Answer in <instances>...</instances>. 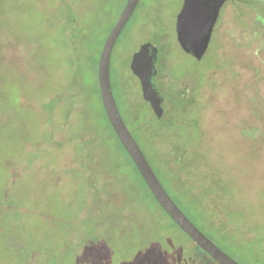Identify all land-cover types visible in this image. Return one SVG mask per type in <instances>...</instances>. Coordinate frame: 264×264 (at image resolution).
Masks as SVG:
<instances>
[{"label": "rangeland", "instance_id": "374dc122", "mask_svg": "<svg viewBox=\"0 0 264 264\" xmlns=\"http://www.w3.org/2000/svg\"><path fill=\"white\" fill-rule=\"evenodd\" d=\"M124 3L0 0V264H217L152 199L93 94ZM182 6L140 1L112 51L113 94L129 129L145 126L141 138L152 156L158 149L172 195L190 160L180 165L175 149L185 159L202 153L203 173L222 182L236 216L218 225L232 243L203 230L240 264H264V3L229 0L200 61L177 41ZM145 43L158 49L161 99L191 100L168 128L130 67ZM65 89L73 93L64 101ZM186 186L187 201L215 219L201 190Z\"/></svg>", "mask_w": 264, "mask_h": 264}, {"label": "water", "instance_id": "95a60500", "mask_svg": "<svg viewBox=\"0 0 264 264\" xmlns=\"http://www.w3.org/2000/svg\"><path fill=\"white\" fill-rule=\"evenodd\" d=\"M140 1L127 0L118 21L109 33L102 51H100L98 82L106 116L159 205L188 238L217 264H240L209 239L173 201L158 177H156L141 147L126 126L122 115H120L121 113L116 103L111 83L112 51ZM227 1L229 0H183V6L176 21L177 41L181 46V50L198 61L204 58L210 47L221 10ZM188 14L195 15L199 21L195 39L186 35L185 32V19ZM157 50L151 43L142 44L133 55L130 67L135 76L140 80L144 100L150 104L154 114L158 118H161L164 112L162 107L163 100L153 82V78L157 74L155 64L158 59Z\"/></svg>", "mask_w": 264, "mask_h": 264}, {"label": "trees", "instance_id": "16d2710c", "mask_svg": "<svg viewBox=\"0 0 264 264\" xmlns=\"http://www.w3.org/2000/svg\"><path fill=\"white\" fill-rule=\"evenodd\" d=\"M259 2L264 3V0H257ZM127 0H125L124 3V7L126 5ZM123 7V9H124ZM122 9V11H123ZM264 13L261 12V14L259 13V15L257 16L258 18V23L264 24ZM120 17V16H119ZM133 17H131V19L129 20V22H131ZM118 21V20H117ZM136 21V20H135ZM128 25V23H127ZM115 26V24L113 25V27ZM113 27L111 28V30L113 29ZM126 28V27H125ZM124 28V29H125ZM110 30V32H111ZM124 31V30H123ZM123 32L121 33L120 37L122 36ZM118 38L117 42L115 45H117L119 43V39ZM154 40L155 42L160 43L161 40V36L160 34H156L154 36ZM155 46V45H154ZM167 49V46L164 44L162 51L165 53ZM166 54V53H165ZM100 58V56H99ZM165 60H162L159 62L161 65L163 64L162 62H164ZM95 76L97 79V89L94 90L93 94L100 99L101 105H102V111H103V116L105 117V119L107 120L108 126L111 129V132L114 134L115 138L117 139V141L119 142L121 149L125 152V154L128 156V158L130 159V161L133 163L137 173L140 175L139 177L142 179L143 184L145 185L146 189L148 190L149 194L151 195L152 199L155 201V203L163 210V208L159 205V203L157 202V200L155 199V197L153 196V194L151 193L150 189L148 188L147 184L145 183L144 179L141 177V174L139 173L136 165L134 164L133 160L131 159V157L129 156L128 152L126 151V149L124 148V146L122 145V143L120 142L119 138L117 137L108 117L106 116V111L104 109L103 106V102H102V98H101V93H100V87H99V82H98V65L97 68L95 69ZM73 93V90L68 91L67 89L64 90L63 94H62V98L61 100H66V98L69 96V94ZM168 95V94H167ZM167 95H166V99L163 100V104L162 107L164 109L163 115L161 118H158L156 115L154 117V120L156 122L159 123L160 127L163 128H168L169 126L172 125V121H173V114H171L172 112H174L175 108L177 107V111L180 109H183L184 111H182V113L185 112V110L187 111L188 109V105H191V100L188 98V96L185 93H179L176 92L175 97H170V101H168L167 99ZM174 100H177L175 103ZM63 101V102H64ZM117 103V102H116ZM164 104H166L164 106ZM119 108V107H118ZM120 111V109H119ZM121 113V112H120ZM121 115V114H120ZM123 118V116H122ZM124 120V118H123ZM125 122V120H124ZM126 124V122H125ZM126 126L128 127V125L126 124ZM160 127L156 128L153 131V134H149V139H155L158 138V134L160 132ZM129 129V127H128ZM131 134L133 135V137L135 138V140L137 141V143L139 144V146L141 147L146 159L148 160L149 164L151 165L153 171L156 174V177H158V179L160 180L161 184L164 186V188L166 189L167 193L170 195V197L173 199V201L179 206V208L185 213V215L209 238L211 239L218 247H220L223 251H225L218 243H216L214 241V239L211 238L210 235H208L207 233H205L204 229H210L211 231L216 232L219 235V239H221L222 242L229 244L230 242L232 243L231 239L229 238V236L224 233L223 234V230L222 228H220L218 225L221 224L222 221L225 222H230L233 221V219H236V216H231L230 213H228L226 211V209H228L227 207H231L230 204V199H229V195L228 192L225 191L224 189L221 188L222 182H218L216 180H211L209 178V176H207L205 173V171H203V169L201 168V164L198 161L197 158L202 156V153L200 154V156H198L197 158L193 155L192 158H186L184 157L183 152L181 153V155L179 154V150L176 148L175 149V153H177L176 158L178 157L179 159V163L180 165L184 163V161L189 160L188 162V166L189 168L184 171V175H182V181L179 183L180 185H182V187L177 183L178 186H173V188H175L178 193L180 194V196L178 195H172L168 188L164 185L163 181H162V177L163 176V163L161 162V160L159 161V155L157 151H155L154 156L151 155L150 152V148L147 145H144L143 141L144 139L141 138L142 134L144 135L145 133V126L141 127V125H138L133 131L131 129H129ZM139 132L141 134H139ZM145 138V136H144ZM142 139V140H141ZM170 147V146H169ZM155 149V150H156ZM173 150V148H172ZM153 157H156L158 160L156 161ZM161 162V163H160ZM182 170V168H181ZM183 171V170H182ZM164 178V177H163ZM186 184H191L193 186H196L197 189L201 190L200 194H203V196H205L206 198V204L205 207L208 210H214L216 212V216L215 219L213 218H208L206 216H203V214L200 213L199 209L194 207L190 202L187 201V195H189L188 193V188L186 186ZM186 188V189H185ZM195 194V193H194ZM143 197H141V202L140 205L142 207L146 208L145 205V200ZM183 200L187 203V205L183 204ZM182 204V205H181ZM164 211V210H163ZM165 212V211H164ZM166 213V212H165ZM166 215L170 218V216L166 213ZM239 218V217H238ZM171 219V218H170ZM172 223L174 226L178 227L179 226L171 219ZM201 224L202 227L199 226V224ZM229 224V223H228ZM164 230H169L167 228H164ZM170 231V230H169ZM259 233V231H257ZM254 233V235L258 234V233ZM221 236V237H220ZM258 248V246H256ZM261 247V246H260ZM227 254H229L227 251H225ZM231 255V254H229ZM231 257H233L231 255ZM234 258V257H233ZM235 259V258H234ZM236 260V259H235Z\"/></svg>", "mask_w": 264, "mask_h": 264}, {"label": "snow or ice", "instance_id": "6c2138e0", "mask_svg": "<svg viewBox=\"0 0 264 264\" xmlns=\"http://www.w3.org/2000/svg\"><path fill=\"white\" fill-rule=\"evenodd\" d=\"M199 21L193 14H188V16L185 19V32L186 35L192 37L195 39L196 30L198 27Z\"/></svg>", "mask_w": 264, "mask_h": 264}, {"label": "flooded vegetation", "instance_id": "af4514ba", "mask_svg": "<svg viewBox=\"0 0 264 264\" xmlns=\"http://www.w3.org/2000/svg\"><path fill=\"white\" fill-rule=\"evenodd\" d=\"M227 2H228V1H227ZM227 2H226V3H227ZM226 3H225V4H226ZM225 4H224V5H225ZM157 63H158V59H157V61H156L155 64H157ZM156 69H157V68H156ZM157 72H158V71H157ZM156 75H157V74H156ZM156 75H155L154 78H153V82H154V79H155ZM162 104H163V102H162Z\"/></svg>", "mask_w": 264, "mask_h": 264}]
</instances>
